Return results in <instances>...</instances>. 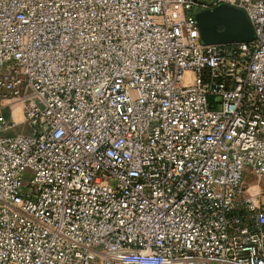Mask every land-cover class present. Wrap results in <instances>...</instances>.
Listing matches in <instances>:
<instances>
[{"label": "built area", "instance_id": "obj_1", "mask_svg": "<svg viewBox=\"0 0 264 264\" xmlns=\"http://www.w3.org/2000/svg\"><path fill=\"white\" fill-rule=\"evenodd\" d=\"M0 264H264V0H0Z\"/></svg>", "mask_w": 264, "mask_h": 264}, {"label": "water", "instance_id": "obj_2", "mask_svg": "<svg viewBox=\"0 0 264 264\" xmlns=\"http://www.w3.org/2000/svg\"><path fill=\"white\" fill-rule=\"evenodd\" d=\"M200 41L203 44L250 42L254 31L243 10L220 4L194 14Z\"/></svg>", "mask_w": 264, "mask_h": 264}, {"label": "rangeland", "instance_id": "obj_3", "mask_svg": "<svg viewBox=\"0 0 264 264\" xmlns=\"http://www.w3.org/2000/svg\"><path fill=\"white\" fill-rule=\"evenodd\" d=\"M201 1H211V0H201ZM7 119H8V121H10V120L18 121V120H15L14 118H12V116L10 115V113L7 114ZM21 119H22V115H21V118H20L19 121H21ZM20 127H22V125H19V126H18L16 129H14L13 131H14V132H15V131H20ZM23 176H24V178H29L30 173H29L28 171H26V172L23 173ZM246 180H247V182H251L252 184H254V186H255L256 189H257V192H256V193H258V192H259V189L261 188V184H259V182L257 181V179H255L254 175L247 173V174H246ZM249 188H250V187H246V190H245V196H248V195H249V196H251V197H254V195H255L256 193L253 194L252 192H250V191H249Z\"/></svg>", "mask_w": 264, "mask_h": 264}, {"label": "bare ground", "instance_id": "obj_4", "mask_svg": "<svg viewBox=\"0 0 264 264\" xmlns=\"http://www.w3.org/2000/svg\"><path fill=\"white\" fill-rule=\"evenodd\" d=\"M13 114V118L15 120H20L21 118V107L19 105L15 106L12 111H11V115Z\"/></svg>", "mask_w": 264, "mask_h": 264}, {"label": "crops", "instance_id": "obj_5", "mask_svg": "<svg viewBox=\"0 0 264 264\" xmlns=\"http://www.w3.org/2000/svg\"><path fill=\"white\" fill-rule=\"evenodd\" d=\"M11 116H12V118H13V114H12ZM247 173L251 174L248 170H246V174H247ZM255 179H256V178H255ZM257 181H258V180H257ZM246 182H247V180H246ZM258 182H259V184H261L260 181H258ZM247 184L249 185L248 187H250V188H249V191H250V192H252L253 194L257 192V189H256V187L254 186V184H252L251 182H247ZM261 188H262V184H261ZM261 188L259 189V192H260ZM259 192H258V193H259ZM258 193H256V194L254 195V197H256V195H257Z\"/></svg>", "mask_w": 264, "mask_h": 264}]
</instances>
